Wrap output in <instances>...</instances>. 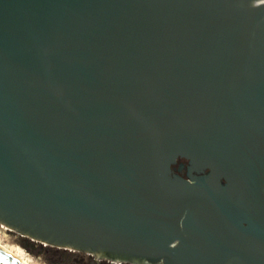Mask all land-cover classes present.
Segmentation results:
<instances>
[{"label": "water", "instance_id": "obj_1", "mask_svg": "<svg viewBox=\"0 0 264 264\" xmlns=\"http://www.w3.org/2000/svg\"><path fill=\"white\" fill-rule=\"evenodd\" d=\"M0 222L138 264H264V0H0Z\"/></svg>", "mask_w": 264, "mask_h": 264}, {"label": "rangeland", "instance_id": "obj_2", "mask_svg": "<svg viewBox=\"0 0 264 264\" xmlns=\"http://www.w3.org/2000/svg\"><path fill=\"white\" fill-rule=\"evenodd\" d=\"M22 237L19 232L0 222V243L16 253L24 252L32 264H86L87 262L82 263V257L89 260L86 253L57 247L53 249L51 256L47 253L35 254L22 244Z\"/></svg>", "mask_w": 264, "mask_h": 264}, {"label": "flooded vegetation", "instance_id": "obj_3", "mask_svg": "<svg viewBox=\"0 0 264 264\" xmlns=\"http://www.w3.org/2000/svg\"><path fill=\"white\" fill-rule=\"evenodd\" d=\"M184 162L186 165L181 171L182 174L186 175L187 173V165L189 163V160L186 158H179L178 163L175 165V168L178 169L180 166V163ZM78 251V250H74ZM78 252H83L86 253L89 256V260L87 261V258L82 257V263L87 262L86 264H138L132 261H126V260H118V259H111L107 257H99L96 254L89 253V252H84V251H78Z\"/></svg>", "mask_w": 264, "mask_h": 264}, {"label": "trees", "instance_id": "obj_4", "mask_svg": "<svg viewBox=\"0 0 264 264\" xmlns=\"http://www.w3.org/2000/svg\"><path fill=\"white\" fill-rule=\"evenodd\" d=\"M22 244L31 252L35 254L47 253L48 255L53 254L54 246L43 244L39 241L33 240L29 237H22ZM51 256V255H50Z\"/></svg>", "mask_w": 264, "mask_h": 264}, {"label": "bare ground", "instance_id": "obj_5", "mask_svg": "<svg viewBox=\"0 0 264 264\" xmlns=\"http://www.w3.org/2000/svg\"><path fill=\"white\" fill-rule=\"evenodd\" d=\"M0 246H2L3 248H5V249L8 250L9 252H11L13 255H15L18 259H20V260L23 261L24 263H26V264H32V263L29 261V259L27 258L26 254H25L24 252L20 251L19 253H16V252H14L12 249H10V248H8V247L2 245L1 243H0Z\"/></svg>", "mask_w": 264, "mask_h": 264}]
</instances>
